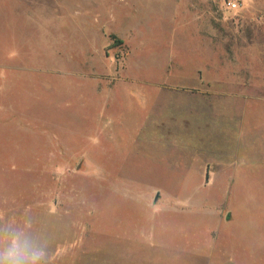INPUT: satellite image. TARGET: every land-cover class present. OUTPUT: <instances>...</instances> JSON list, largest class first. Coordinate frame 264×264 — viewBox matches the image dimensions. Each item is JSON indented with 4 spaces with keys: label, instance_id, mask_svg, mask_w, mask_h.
Wrapping results in <instances>:
<instances>
[{
    "label": "rangeland",
    "instance_id": "obj_1",
    "mask_svg": "<svg viewBox=\"0 0 264 264\" xmlns=\"http://www.w3.org/2000/svg\"><path fill=\"white\" fill-rule=\"evenodd\" d=\"M240 1L0 0V262L264 264V0Z\"/></svg>",
    "mask_w": 264,
    "mask_h": 264
},
{
    "label": "clouds",
    "instance_id": "obj_2",
    "mask_svg": "<svg viewBox=\"0 0 264 264\" xmlns=\"http://www.w3.org/2000/svg\"><path fill=\"white\" fill-rule=\"evenodd\" d=\"M5 259L8 261V264H20L21 261L30 259L32 264L39 259V255L36 253H30L27 249H21L15 242L12 247L8 250L7 256ZM3 264V262H0Z\"/></svg>",
    "mask_w": 264,
    "mask_h": 264
},
{
    "label": "built area",
    "instance_id": "obj_3",
    "mask_svg": "<svg viewBox=\"0 0 264 264\" xmlns=\"http://www.w3.org/2000/svg\"><path fill=\"white\" fill-rule=\"evenodd\" d=\"M240 0H227L228 5L230 6V8H238L240 7Z\"/></svg>",
    "mask_w": 264,
    "mask_h": 264
}]
</instances>
